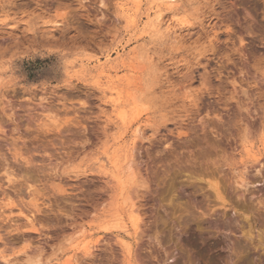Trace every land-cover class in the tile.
Returning a JSON list of instances; mask_svg holds the SVG:
<instances>
[{
    "label": "rangeland",
    "instance_id": "rangeland-1",
    "mask_svg": "<svg viewBox=\"0 0 264 264\" xmlns=\"http://www.w3.org/2000/svg\"><path fill=\"white\" fill-rule=\"evenodd\" d=\"M175 4L0 0V264H264V0Z\"/></svg>",
    "mask_w": 264,
    "mask_h": 264
},
{
    "label": "bare ground",
    "instance_id": "bare-ground-1",
    "mask_svg": "<svg viewBox=\"0 0 264 264\" xmlns=\"http://www.w3.org/2000/svg\"><path fill=\"white\" fill-rule=\"evenodd\" d=\"M153 2H156V6L158 7V9L159 8H161V7H165L166 9H173L174 7H175V3H176V0H153ZM177 11V10H176ZM176 11H174V12H171V13H174V14H176V13H178V12H176ZM163 14V13H162ZM161 13H158L157 15H156V22H157V25H160V22H162L163 20L161 19ZM171 17H173V16H171ZM172 23V22H171ZM56 25H58L57 23H55ZM172 33V32H171ZM176 33V32H175ZM173 35H174V33H173ZM139 135V129H136L135 130V137H137ZM121 179V178H120ZM133 206V205H132ZM132 211H135V210H132ZM134 214H136V213H134ZM137 215V214H136ZM134 219V218H133ZM133 221V220H132ZM133 225L135 226L136 225V223L133 221ZM82 247V250H84V251H87V250H89V245H88V242H85V243H83V245L81 246ZM18 256V255H17ZM68 264V263H67Z\"/></svg>",
    "mask_w": 264,
    "mask_h": 264
}]
</instances>
